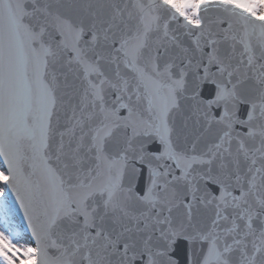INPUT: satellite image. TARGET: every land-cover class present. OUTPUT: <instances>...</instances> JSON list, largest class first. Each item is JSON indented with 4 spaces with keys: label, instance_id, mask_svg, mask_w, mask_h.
<instances>
[{
    "label": "water",
    "instance_id": "1",
    "mask_svg": "<svg viewBox=\"0 0 264 264\" xmlns=\"http://www.w3.org/2000/svg\"><path fill=\"white\" fill-rule=\"evenodd\" d=\"M198 15L0 0V159L36 264H264V19Z\"/></svg>",
    "mask_w": 264,
    "mask_h": 264
},
{
    "label": "rangeland",
    "instance_id": "2",
    "mask_svg": "<svg viewBox=\"0 0 264 264\" xmlns=\"http://www.w3.org/2000/svg\"><path fill=\"white\" fill-rule=\"evenodd\" d=\"M171 3L191 21L198 22L196 9L199 0H165ZM246 0H244L245 2ZM251 12L257 17L264 18V0H250ZM6 171L0 163V264H33L34 244L20 227L16 217L9 213V202L5 195ZM15 228L20 232L13 233ZM17 231V230H16Z\"/></svg>",
    "mask_w": 264,
    "mask_h": 264
},
{
    "label": "bare ground",
    "instance_id": "3",
    "mask_svg": "<svg viewBox=\"0 0 264 264\" xmlns=\"http://www.w3.org/2000/svg\"><path fill=\"white\" fill-rule=\"evenodd\" d=\"M9 213H10V215H12L13 217H15V213H14V211L12 210L11 207H9Z\"/></svg>",
    "mask_w": 264,
    "mask_h": 264
},
{
    "label": "trees",
    "instance_id": "4",
    "mask_svg": "<svg viewBox=\"0 0 264 264\" xmlns=\"http://www.w3.org/2000/svg\"><path fill=\"white\" fill-rule=\"evenodd\" d=\"M234 2H237V3H240V4H243L244 3V0H232Z\"/></svg>",
    "mask_w": 264,
    "mask_h": 264
}]
</instances>
